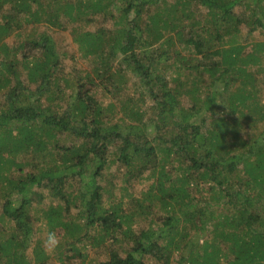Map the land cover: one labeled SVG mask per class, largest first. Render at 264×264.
Masks as SVG:
<instances>
[{
  "label": "trees",
  "instance_id": "16d2710c",
  "mask_svg": "<svg viewBox=\"0 0 264 264\" xmlns=\"http://www.w3.org/2000/svg\"><path fill=\"white\" fill-rule=\"evenodd\" d=\"M102 1L0 0V223H11L0 262L29 264L40 189L60 201L44 211L48 228L102 246L98 264H264V97L251 71L264 65L253 34L264 33V0H120L112 38L83 29L112 17ZM63 28L99 52L97 66L64 75ZM142 176L147 187L128 192ZM69 246L53 264H93L87 245ZM43 252L36 264H49Z\"/></svg>",
  "mask_w": 264,
  "mask_h": 264
},
{
  "label": "rangeland",
  "instance_id": "374dc122",
  "mask_svg": "<svg viewBox=\"0 0 264 264\" xmlns=\"http://www.w3.org/2000/svg\"><path fill=\"white\" fill-rule=\"evenodd\" d=\"M162 1H166V0H161V2ZM102 2H104L103 5L106 7L105 10L108 9L107 12L111 11L110 13H112V17L107 18V20H105L101 15H96V16H94L93 19H91V21L88 23L87 26L83 27V29L88 30V31L89 30L95 31V30H98V28H100V29H102L100 31H103V33H105V37L108 36V37L112 38L113 37L112 34H115L114 32L117 29V25H113V23H115V21L121 15L120 8L122 7L123 2L121 3L120 0H115L112 2L107 1V0L106 1L103 0ZM192 8H197L198 10L201 9V11L203 13L205 11V9H203L201 7H197L195 4H192ZM110 13L108 15H110ZM81 23H84V22H81ZM75 26H82V25L77 24ZM241 26L243 27L242 32H243V34H245L244 32H246V30H247L245 27H247V26L245 24H242ZM38 30L40 32L43 31L44 26L40 25L38 27ZM78 32H81V31L78 30ZM116 34H117V32H116ZM253 34L257 40L258 39L259 40L264 39L263 31L257 30ZM185 36H186V33L184 32L183 37H185ZM54 39H55L56 46H57L56 49L61 55L62 70H63L64 75L70 71H73V70H76L77 73L84 74L86 71H89L98 65V62H97L98 55L97 54L99 52L86 54L84 52V49H81V46L78 45V43L75 41L74 36L71 34L69 28L58 29L54 35ZM15 40H17V39H14V38L10 39L11 43L13 41L16 42ZM107 47H108V43L102 44L103 49H106ZM248 49H249V47H247V50ZM247 50H245V51H247ZM183 54H188V51L184 50ZM212 59H214V58H212ZM263 64H264V62H263ZM251 71H253L255 73L256 78H257V82L259 83L260 95L264 97V65L261 69H259L255 65H253V66H251ZM125 76L127 78V81L125 84L126 91L131 95L134 94V96L136 98H139V96L141 95V88L139 86L137 76H133V75L128 74V73H126ZM61 82H63V81H61ZM103 97L104 98L102 101H104L106 104H107V102L109 103V101L112 100L108 97V95H104ZM193 102L194 101H193L191 96H189V95L184 96L181 98L180 108H189V107H191ZM138 103L143 108H147L148 106H150L152 104V101L149 98H145L144 101H139ZM116 110L118 111L119 108L117 107ZM141 110H143V109H141ZM147 111L150 112V109H147ZM148 112L145 113L147 120H148V115H149V114L147 115ZM200 112H203L205 124L210 125L213 118L210 116L209 112H205V111H200ZM150 118H154L153 113L150 114ZM173 120H174V118H173ZM169 122H170V119L167 120V123H169ZM145 131L148 134L151 132L150 129H146ZM151 134H153V133H151ZM147 173H148V171H146V174ZM143 177L144 176H142V178L140 180L133 181L130 185H128V188H127L128 192H134L136 194H139L143 189H145L147 187L148 180L146 178H143ZM115 179L116 178H114V181H115ZM116 183L118 184V181ZM200 187L204 188L206 191L209 187V183H202V185ZM115 188L117 189V187H115ZM35 192H37V194H38L37 196H32L33 194L30 195V196H32L33 200H32V206L28 212L29 216L27 218V222L31 226V233L27 237V239H28L27 243L24 246L22 245L23 250H24V255L28 259L29 264H36L34 262V257H35L34 253L36 250H40V249H41V251H44L45 253L44 252L43 253L47 256L46 262H48L49 264L57 263V258L59 257V252L62 251L64 253V251L67 252L70 250L69 249L70 248L69 242H73L75 244L76 248H81L83 244H85V246L87 245L88 247H86L85 251L89 255V259H91V262H93V264H98L99 262H102V261H105L108 259V254H107L106 250L104 248H102V246L91 247L89 245L90 242H88L86 238L81 239L80 241L79 240L77 241V240H74L73 237H69L62 230H59L56 228L55 229L48 228V225L46 224L44 211L49 207V205H56L60 201H58V199L50 197L46 190L37 189ZM38 192H41V193H38ZM121 193H124V191L122 189H120L119 191L118 190L115 191L116 196H119ZM202 193H203V191H202ZM125 200H127V199H125ZM217 211L220 212L221 209L217 208ZM76 212H77V209L72 207L69 211V217L67 219L71 220L72 216H74L76 214ZM7 222L8 223H6V222L2 223V225L0 223V230H4L7 225L11 224L9 221H7ZM48 231L57 232L59 237H60V240H61L60 245L56 248L55 252L52 254L47 253L43 247V240L45 239L46 233ZM6 235H7V233L6 234L1 233L0 238H3V236H6ZM1 260H3V259H1ZM75 260L77 262H80V260H77V258H75L73 260L74 261L73 264H77L75 262ZM0 264H4V263L1 261Z\"/></svg>",
  "mask_w": 264,
  "mask_h": 264
},
{
  "label": "clouds",
  "instance_id": "9594fccd",
  "mask_svg": "<svg viewBox=\"0 0 264 264\" xmlns=\"http://www.w3.org/2000/svg\"><path fill=\"white\" fill-rule=\"evenodd\" d=\"M60 243L61 240L58 233L55 231H48L45 239L43 240V247L47 253L52 254L55 252Z\"/></svg>",
  "mask_w": 264,
  "mask_h": 264
}]
</instances>
